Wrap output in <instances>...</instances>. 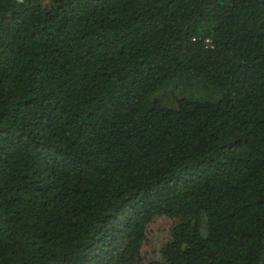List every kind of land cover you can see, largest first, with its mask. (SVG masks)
<instances>
[{"label": "trees", "instance_id": "trees-1", "mask_svg": "<svg viewBox=\"0 0 264 264\" xmlns=\"http://www.w3.org/2000/svg\"><path fill=\"white\" fill-rule=\"evenodd\" d=\"M0 264H264V0H0Z\"/></svg>", "mask_w": 264, "mask_h": 264}, {"label": "rangeland", "instance_id": "rangeland-1", "mask_svg": "<svg viewBox=\"0 0 264 264\" xmlns=\"http://www.w3.org/2000/svg\"><path fill=\"white\" fill-rule=\"evenodd\" d=\"M201 90H202V94L205 96H210L214 94L211 86H208L207 88L205 87V89H201Z\"/></svg>", "mask_w": 264, "mask_h": 264}]
</instances>
